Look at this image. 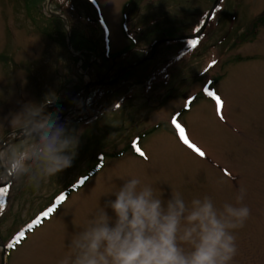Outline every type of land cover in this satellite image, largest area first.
Masks as SVG:
<instances>
[{"label": "rangeland", "instance_id": "obj_1", "mask_svg": "<svg viewBox=\"0 0 264 264\" xmlns=\"http://www.w3.org/2000/svg\"><path fill=\"white\" fill-rule=\"evenodd\" d=\"M127 1L71 0L72 11L63 0H0V141L6 138L0 156L25 142L6 143L29 122L28 115L17 117L22 105L46 98H55L46 110L58 109L79 139L72 165L39 188L23 183L27 177L0 178V185L9 184L0 251L105 153L100 169L7 250L3 264H60L71 235L129 177L165 199L170 192L186 201L209 196L218 208L235 204L245 188L242 203L251 214L234 230L232 264H264V0H220L195 47L190 38L176 39L197 32L215 0H130L124 8ZM86 8L108 33L103 63L95 60L100 49L70 45L75 56L68 53L72 27L92 33L78 18ZM160 39L166 41L153 47ZM119 67L116 76L124 79L107 86ZM105 69L110 75L99 76ZM96 81L101 84L89 86L84 99L82 87ZM207 87L220 97L223 118L202 93ZM173 121L204 157L182 142ZM132 141L143 156L126 148Z\"/></svg>", "mask_w": 264, "mask_h": 264}, {"label": "clouds", "instance_id": "obj_2", "mask_svg": "<svg viewBox=\"0 0 264 264\" xmlns=\"http://www.w3.org/2000/svg\"><path fill=\"white\" fill-rule=\"evenodd\" d=\"M55 98L22 105L17 117L29 116L21 132L24 143L0 156V178L23 180L35 188L72 165L79 139L60 121L59 110L47 111ZM107 193L115 198L98 205L74 232L60 264H232L237 254L234 230L242 228L250 209L242 202L218 208L211 197L186 201L179 193L167 199L138 177L122 178ZM109 210L111 214H109Z\"/></svg>", "mask_w": 264, "mask_h": 264}, {"label": "trees", "instance_id": "obj_3", "mask_svg": "<svg viewBox=\"0 0 264 264\" xmlns=\"http://www.w3.org/2000/svg\"><path fill=\"white\" fill-rule=\"evenodd\" d=\"M27 1H29V2L30 1H35L36 3H38L40 0H38V2H37V0H27ZM63 1L65 2V4H63V5H66L67 1H69L71 3L68 6L69 8L71 7V5H73L71 0H63ZM130 3H131L130 0L125 2L124 3V8H125V6L129 5ZM70 10L73 11V9H71V8H70ZM87 10H88V8H86V12L85 13L78 15V18L85 23V25L87 26V29L90 32H92V33H88L87 32L88 34L85 35V32L83 31L84 28L83 29H80V28L78 29L77 27H72L71 31H70L71 32L70 45H71V48L74 51H80V52H82V49H84V48H88V50L91 49V48L100 49L96 53L95 60L97 61V60L100 59V62H102V60L104 62L109 57V52H108V49H107V36H106V33H105L101 23L99 22V20L97 18H95L94 16H91L90 14H88ZM55 20H57V19H55ZM129 40L131 41V38H129ZM120 69H121V67L117 68L116 71H114L113 75H110V73L106 72V69H105L99 76L105 78L106 76L110 75L106 79H108V80L109 79H113L117 75V72H119ZM97 71L100 72V70H98V69H97ZM120 79L122 80L124 78H118V77H117V79L114 78V80L111 83H107L106 85L110 86V85H112L114 83L117 84L118 82L121 81ZM215 80L216 79H213V81H215ZM211 85H212V83H211ZM195 99H196V96H194L191 100H189V102L184 107V110L189 109L191 103L194 102ZM126 148H130V143H128L126 145ZM119 154H120V152H119ZM104 156H105V153H101L100 155H98L96 157L95 163L93 165L89 166L88 169L86 170V174L90 173L89 176L93 175L95 173V171L100 169V167L103 164L102 159L104 158ZM87 179L88 178H86V180ZM85 181L82 183V185L85 183ZM6 201H7V198L4 200V203H3L4 205H6ZM4 209H5V207L2 210H4Z\"/></svg>", "mask_w": 264, "mask_h": 264}, {"label": "water", "instance_id": "obj_4", "mask_svg": "<svg viewBox=\"0 0 264 264\" xmlns=\"http://www.w3.org/2000/svg\"><path fill=\"white\" fill-rule=\"evenodd\" d=\"M218 2H219V0H215V1H214L213 5L211 6V8H210V10H209V12H208V15H207V17H206V19H205V22L203 23L201 29H200L196 34H194V35H184V36H182V37H179L178 39L199 36V35L202 33L203 29L206 27V24H207V22H208V20H209V18H210V16H211V14H212V12H213L215 6L218 4ZM58 16L61 17L64 21H66V19H65L63 16H61V15H58ZM63 20H62V21H63ZM67 39H68V38H67ZM163 41H166V39H165V40H164V39L157 40V41L153 44V47H155L156 45L160 44V43L163 42ZM69 48H70V44H69V42L67 41V49H68V53H69L70 55H72V56H75V55H73V53L69 50ZM99 84H101V81L88 82V83H86V84H85V87H82V90H83V98L86 97L85 95L87 94V88H88L89 86H91V85L96 86V85H99ZM83 106H84V104H82L81 107L77 109V113L75 114V117L73 118V121H76V120H77V118L79 117L80 113L82 112ZM60 121H61V122L65 121V120L62 118V116H60ZM21 129H22V128H21ZM21 129H17V130H15V131H13V132H12V134H13V135H12L13 138H12V139H8L9 141H6V143L9 144V142L11 143V142H13V141L16 140V139H23V138H24V133L21 132ZM5 140H6V138H3V139L0 141V143H3ZM6 143H5V144H6ZM0 245H1V244H0ZM4 255H5V251H4V249H3V246H1V251H0V264H3V261H4V260H3V259H4Z\"/></svg>", "mask_w": 264, "mask_h": 264}, {"label": "snow or ice", "instance_id": "obj_5", "mask_svg": "<svg viewBox=\"0 0 264 264\" xmlns=\"http://www.w3.org/2000/svg\"><path fill=\"white\" fill-rule=\"evenodd\" d=\"M196 44H197V41H196V40H192V41H191V45H192L193 47H195ZM207 94H208L209 96L213 97V99H214L215 102H216V110H217V114L220 115L221 118H223L222 115H221V109H222V106H223V105H222V101H221L220 97L217 96V95H215V94H214L213 92H211V91H208ZM173 124H175V126L179 129V136H180V139L182 140V142H183L185 145H187L190 149H192L194 152H196L199 156L204 157V156H205V153H204L203 151H201L199 148H197L195 145H193L192 143H190L189 140L186 138V136H185V132H184V129L181 128L178 124H176L175 121H173ZM137 151H139V150L137 149ZM140 155L143 156L144 153L141 152ZM2 191L6 193V192L8 191V189H7V188H4V189H2ZM60 199L63 200L64 198L61 197ZM2 209H3V202L0 201V210H2ZM53 210H54V209L49 208L48 211H47L46 213H44V215H45V216L49 215ZM38 222H39V221H34L33 223L35 224V223H38ZM28 227L31 228L32 225H29ZM23 236H24V233H23V232L19 233V238H17V239L15 240V243H19V242H20V238H23ZM13 246H14L13 243H10V244L8 245V247H13Z\"/></svg>", "mask_w": 264, "mask_h": 264}]
</instances>
